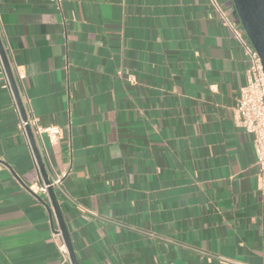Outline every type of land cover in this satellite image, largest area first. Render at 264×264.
Segmentation results:
<instances>
[{"label": "crops", "instance_id": "0c3cea01", "mask_svg": "<svg viewBox=\"0 0 264 264\" xmlns=\"http://www.w3.org/2000/svg\"><path fill=\"white\" fill-rule=\"evenodd\" d=\"M0 40L26 117L61 128L40 156L79 264H264L246 57L210 0H0ZM19 117L0 64V264H72Z\"/></svg>", "mask_w": 264, "mask_h": 264}, {"label": "built area", "instance_id": "2783aa9c", "mask_svg": "<svg viewBox=\"0 0 264 264\" xmlns=\"http://www.w3.org/2000/svg\"><path fill=\"white\" fill-rule=\"evenodd\" d=\"M58 9H60L61 0H51ZM214 8L219 12L221 18L224 20L228 28L230 29L232 36L239 44L246 57V69L245 76L246 81L240 87L239 94L236 100V104L233 108L234 115L237 119L238 124L243 128V130L252 136L253 144L256 151V164H257V183L260 190L264 191V71L261 63V59L251 44L246 32L238 18H229L226 14L224 8L221 6L218 0H210ZM0 64L5 78V87L9 90L13 105L16 111L19 113V109L10 87L9 80L7 78L3 63L0 58ZM16 74L19 79H22V71L19 68L16 69ZM19 128L26 138V142L30 151V155L34 166L38 170L39 166L36 156L31 147L28 135L26 132V126L29 125L33 131L36 145L41 153L46 154L45 143L43 139V134H46L50 143H54L60 137L61 128L57 125L50 126H40L37 123V118L33 115L26 117L23 120L21 116L19 117ZM61 182L60 177H55L50 181V185L55 187ZM37 190L46 194L47 204L51 208V202L47 192V185L41 180L36 186ZM46 207V205L44 204ZM57 248L63 258V260H70L68 251L65 247L63 238L59 230H54L51 233Z\"/></svg>", "mask_w": 264, "mask_h": 264}, {"label": "water", "instance_id": "95a60500", "mask_svg": "<svg viewBox=\"0 0 264 264\" xmlns=\"http://www.w3.org/2000/svg\"><path fill=\"white\" fill-rule=\"evenodd\" d=\"M231 1L234 7V12L236 17L240 20L246 32L247 37L249 38L251 44L253 45L254 49L257 51L261 59V63L264 71V0H231ZM0 58L3 63L7 78L9 80L11 90L15 97L20 116L23 120H26L25 110L21 102L20 96L18 94L15 79L12 70L10 68L9 62L7 60V57L5 55L1 40H0ZM26 132L38 162L42 181L47 185V192L52 207L50 208L46 202H43L42 198L39 195L35 194V196L46 205L50 217V221L53 222L54 219L56 220L58 226L57 230H59L61 233L71 263L79 264L75 257L72 244L66 226L64 224V220L57 200L55 189L53 186L50 185V178L45 169L38 147L36 145L33 131L29 125L26 126Z\"/></svg>", "mask_w": 264, "mask_h": 264}]
</instances>
